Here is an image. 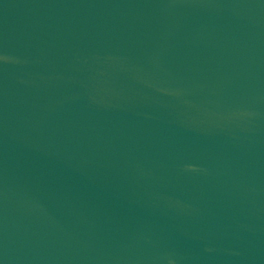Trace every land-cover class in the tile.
<instances>
[{
	"label": "water",
	"instance_id": "water-1",
	"mask_svg": "<svg viewBox=\"0 0 264 264\" xmlns=\"http://www.w3.org/2000/svg\"><path fill=\"white\" fill-rule=\"evenodd\" d=\"M0 264H264V0H0Z\"/></svg>",
	"mask_w": 264,
	"mask_h": 264
}]
</instances>
